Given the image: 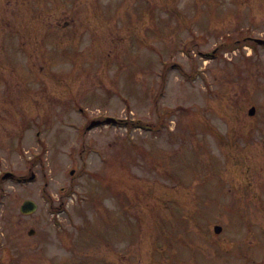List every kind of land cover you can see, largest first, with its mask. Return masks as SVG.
I'll list each match as a JSON object with an SVG mask.
<instances>
[{"label": "rangeland", "instance_id": "374dc122", "mask_svg": "<svg viewBox=\"0 0 264 264\" xmlns=\"http://www.w3.org/2000/svg\"><path fill=\"white\" fill-rule=\"evenodd\" d=\"M259 38L264 0H0V264H264Z\"/></svg>", "mask_w": 264, "mask_h": 264}, {"label": "water", "instance_id": "95a60500", "mask_svg": "<svg viewBox=\"0 0 264 264\" xmlns=\"http://www.w3.org/2000/svg\"><path fill=\"white\" fill-rule=\"evenodd\" d=\"M252 112H254V111H252ZM35 208H36V206L32 202H27L25 204V206L23 207V212H25V213L26 212H32V211L35 210ZM217 231L219 232L220 231V228H218Z\"/></svg>", "mask_w": 264, "mask_h": 264}, {"label": "flooded vegetation", "instance_id": "af4514ba", "mask_svg": "<svg viewBox=\"0 0 264 264\" xmlns=\"http://www.w3.org/2000/svg\"><path fill=\"white\" fill-rule=\"evenodd\" d=\"M38 15L43 17L44 16L43 11L39 12Z\"/></svg>", "mask_w": 264, "mask_h": 264}]
</instances>
